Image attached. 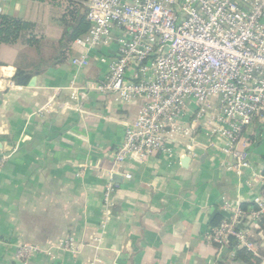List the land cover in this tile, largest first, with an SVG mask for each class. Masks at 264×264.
<instances>
[{
	"label": "crops",
	"instance_id": "0c3cea01",
	"mask_svg": "<svg viewBox=\"0 0 264 264\" xmlns=\"http://www.w3.org/2000/svg\"><path fill=\"white\" fill-rule=\"evenodd\" d=\"M0 13L32 23L40 44L0 47V264H243L229 243L220 248L205 235L223 216L225 199L250 207L262 197L264 123L245 133L252 167L242 177L229 169L231 156L207 147L204 130L196 141L180 139L172 161L157 155L114 167V151L141 106L90 89L107 75L115 48L92 51L89 67L78 70L70 58L81 49L65 38L63 7L3 0ZM18 70L31 72L35 85L16 84ZM85 88L83 98L71 99ZM49 102L54 112L41 114ZM195 111L187 112L189 123ZM109 182L117 192L103 229ZM68 237L80 245L76 254L55 248ZM23 244L42 252L23 263L16 257Z\"/></svg>",
	"mask_w": 264,
	"mask_h": 264
},
{
	"label": "built area",
	"instance_id": "2783aa9c",
	"mask_svg": "<svg viewBox=\"0 0 264 264\" xmlns=\"http://www.w3.org/2000/svg\"><path fill=\"white\" fill-rule=\"evenodd\" d=\"M85 5L90 28L74 41L81 54L70 58L71 65L86 69L92 51L114 47L107 75L90 89L122 104L141 103L114 151V167L132 168L157 155L172 161L180 139L196 141L204 130L207 147L231 156L229 169L237 176L251 169L244 137L264 123V0H89ZM87 90L74 91L71 99L80 100ZM192 106L195 119L189 123ZM54 110L49 102L41 114ZM189 150L196 156L192 146ZM116 192L113 182L106 184L103 229ZM220 211L222 221L205 240L223 248L233 238L239 249L255 254L264 240V198L246 209L225 199ZM55 248L76 254L80 245L68 237ZM41 252L38 245L23 244L16 257L28 263Z\"/></svg>",
	"mask_w": 264,
	"mask_h": 264
},
{
	"label": "trees",
	"instance_id": "16d2710c",
	"mask_svg": "<svg viewBox=\"0 0 264 264\" xmlns=\"http://www.w3.org/2000/svg\"><path fill=\"white\" fill-rule=\"evenodd\" d=\"M40 3H51L63 7L64 16L63 22L67 26L65 38L69 42H74L84 36L90 25L86 20L85 4L89 0H31ZM34 25L26 20L11 17L0 13V47L3 45H16L20 42L33 47L39 48L38 40L31 35ZM32 80V73L18 70L14 81L21 86H29ZM264 175V171H263ZM264 198V193L262 195ZM246 209L247 204H243ZM223 216L217 217L214 222V227L218 226L222 221ZM229 246L232 251H235V260L243 264H261L263 262L264 252L261 250V256H255L254 253L248 252L245 249H239L233 238L229 240Z\"/></svg>",
	"mask_w": 264,
	"mask_h": 264
},
{
	"label": "water",
	"instance_id": "95a60500",
	"mask_svg": "<svg viewBox=\"0 0 264 264\" xmlns=\"http://www.w3.org/2000/svg\"><path fill=\"white\" fill-rule=\"evenodd\" d=\"M34 85H35V79H33L32 82H31V86H34ZM186 159H188V158H186ZM114 177L117 178V176H114Z\"/></svg>",
	"mask_w": 264,
	"mask_h": 264
},
{
	"label": "rangeland",
	"instance_id": "374dc122",
	"mask_svg": "<svg viewBox=\"0 0 264 264\" xmlns=\"http://www.w3.org/2000/svg\"><path fill=\"white\" fill-rule=\"evenodd\" d=\"M263 248H261L262 250H264V240H263V245H262ZM264 252V251H263ZM260 255V253H259ZM261 256V255H260ZM263 260H264V257H263Z\"/></svg>",
	"mask_w": 264,
	"mask_h": 264
}]
</instances>
